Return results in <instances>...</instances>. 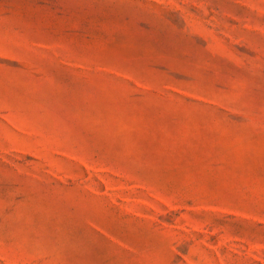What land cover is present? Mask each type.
Instances as JSON below:
<instances>
[{"label": "rangeland", "instance_id": "rangeland-1", "mask_svg": "<svg viewBox=\"0 0 264 264\" xmlns=\"http://www.w3.org/2000/svg\"><path fill=\"white\" fill-rule=\"evenodd\" d=\"M0 264H264V0H0Z\"/></svg>", "mask_w": 264, "mask_h": 264}]
</instances>
